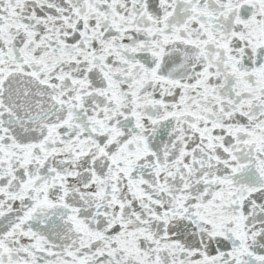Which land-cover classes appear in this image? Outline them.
I'll use <instances>...</instances> for the list:
<instances>
[{
    "label": "snow or ice",
    "instance_id": "6c2138e0",
    "mask_svg": "<svg viewBox=\"0 0 264 264\" xmlns=\"http://www.w3.org/2000/svg\"><path fill=\"white\" fill-rule=\"evenodd\" d=\"M0 264H264V0H0Z\"/></svg>",
    "mask_w": 264,
    "mask_h": 264
}]
</instances>
